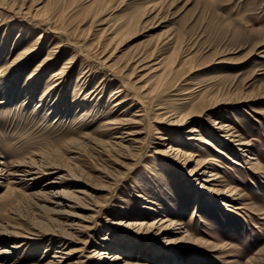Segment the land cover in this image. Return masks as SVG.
<instances>
[{
    "label": "rangeland",
    "instance_id": "374dc122",
    "mask_svg": "<svg viewBox=\"0 0 264 264\" xmlns=\"http://www.w3.org/2000/svg\"><path fill=\"white\" fill-rule=\"evenodd\" d=\"M2 1L29 14L14 16L9 9L0 8V159L9 166L47 147L58 150L49 160L63 168L30 181L29 187L15 183L21 191L14 197L3 196L8 182L0 179V234L4 229L1 226L13 225L26 236V245L13 257L24 256L26 264L47 263L58 241L63 240L67 250H78L74 258L94 264L97 242L107 236L125 257L123 260L131 264H264V174L249 168L245 155L258 158L255 165L264 171V0ZM53 26L60 33L52 32ZM30 48H34L30 55L8 67ZM49 55L52 59L36 71ZM108 56L112 67L122 71L124 77L104 66ZM141 59L149 60V64L161 62V71L138 69L132 73L135 61ZM60 71L64 73L57 80ZM182 78L187 80L179 88L195 86L197 93L204 87L209 89L201 98L202 108L207 109L205 115L181 127L184 134L192 126L213 130V119L224 121L250 142L244 154L235 146L228 149L230 142L220 144V137H214L216 146L226 154L212 147L203 156L215 155L228 186L238 190V199L230 197L232 211L222 205L221 195L197 187L205 183V176L191 189L187 174L189 169L196 172V162L184 170H161L154 181L157 187L149 182V171L160 168L157 163L163 159L153 152L161 154L165 147L157 138L163 134L155 133L157 123L148 113L141 124L127 127L143 132L139 135L141 148L133 150L136 156L128 155L130 148L105 151L94 143L107 122L140 114L142 103L135 95L138 87H152L160 79L176 85ZM124 83L125 89L121 87ZM120 87L123 94H116ZM124 99L127 102L118 104ZM160 126L162 133L168 130L164 124ZM84 134L89 135L88 142L81 139ZM100 135L107 139L109 134ZM61 175L68 178L64 189L80 197L78 206L71 210L66 207L61 214H44L39 202L28 194L47 188L46 180H60ZM135 186H142L145 195L163 201L161 208H166L171 218L186 223L193 241L175 247L179 252L173 255L175 261L169 259L171 255L166 252L170 248L163 241H119L118 235L125 230L118 222L159 214L148 216ZM94 203H104L102 210H92ZM159 212L165 213L161 209ZM42 215L56 218L58 228L68 227L70 237L67 233L66 237L50 234L40 238L29 234L38 231L33 225L40 224ZM78 222L92 228L79 233L70 227H77ZM38 228L43 230L44 226ZM202 237L223 249L212 252L193 243ZM50 238L55 241L45 252ZM12 242L4 240L0 253Z\"/></svg>",
    "mask_w": 264,
    "mask_h": 264
},
{
    "label": "bare ground",
    "instance_id": "6f19581e",
    "mask_svg": "<svg viewBox=\"0 0 264 264\" xmlns=\"http://www.w3.org/2000/svg\"><path fill=\"white\" fill-rule=\"evenodd\" d=\"M0 8L9 9V11L14 16H18V15L23 16L24 14H26L27 16V14H29L28 12L21 11V9L17 11L16 10L17 8L15 9L13 4L6 3L2 0H0ZM50 31H52V28ZM52 32L60 33L59 29L55 28L54 26ZM33 50L34 48H30L25 52H22V54H20L15 59L13 64L9 65L8 67H12L15 64L19 63L22 59H24V57L30 55ZM190 58L191 57H189L188 59ZM51 59H52L51 55L45 57L42 63L39 64V67L36 69V71L40 70V67L44 66ZM111 60L112 59H110V56L104 59L103 60L104 66H106L111 72H115V73L117 72V74L121 75V77L122 76L124 77L122 71H117L112 67V63H110ZM149 62H150L149 60H145V59L135 61L136 64L133 68L132 73H134V71L138 69L140 71L150 70V72L154 73V72H158L162 67L161 62H157L155 64H149ZM188 64L189 63H187V65ZM64 68H66V66ZM63 73L64 71L57 72L56 74L58 76L57 80L63 75ZM147 75L148 73L144 74L142 78H145ZM185 80L187 79L182 78V80L176 82L175 85L172 83H165V80L160 79L158 83H156L152 87H149L148 85L140 86V88L138 87L139 90L136 92L137 94L135 95L137 97V101H141L142 103L140 106L142 108L140 109V114L139 113L135 114V116H137L136 118L129 117L118 120L114 119L115 121L107 122L104 126V129L100 130V134L102 133L109 134L107 139L99 134L100 138L98 139L94 138L95 139L94 143H96L98 146L103 148L105 151H108L111 148L114 150L115 148H119V147L124 149L130 148L132 151L131 153L129 152L128 155L129 154L135 155L133 150L139 149L138 147L142 146L141 144H143L142 138L139 136L143 132L140 130H135L136 131L135 132L127 127L132 124H141V122H143L142 121L143 118L145 117L147 118L148 115H151L154 123H157V125L155 124L156 125L155 133L163 134L157 138L163 141L162 145L165 148L161 154L160 151L156 152L154 150L153 152L154 155L158 154V156L162 157L164 160L162 159L160 162L157 163L160 165L161 169L154 167L155 168L154 171L152 170L149 171L150 172L149 182L150 181H153V183L154 181L156 182V179L157 177H159L161 170L167 173L175 171L177 170V168L184 170L185 166L189 165L192 162H196L197 165L196 172L194 171L195 168L191 170L189 169V174H187V179H188L187 181L188 183L191 182L192 184L191 189H194L196 185L195 183L199 182L198 180L202 176H205V178L202 180L205 183L202 182V184H199L197 187H202L203 189L209 191L210 193L221 195L220 199L224 201L222 205L225 206L226 210L232 211V204H231L232 200L230 197H233L234 199H238L236 197L238 194V190L234 189L233 185L231 187L228 186L229 184L226 179L227 178L226 175L220 171V169H222L223 167L218 165L219 160L216 158L215 155L214 157H209V155L207 157H203V156L206 153V149L210 150L212 147H214L215 151H217L218 153H221L223 155L226 154V151L223 152V150L219 149L216 146V139L214 137H220L219 140L220 144H223L222 143L223 141L230 142L231 145L229 144V146H226L228 149L232 148V146H235L238 148L239 151H242L243 153L247 151L250 142L244 140L243 135L239 131L235 130V128L226 124L224 121L213 120V119L211 120L214 124L213 130L199 129L197 126H192L189 128V130H187L188 134H184L183 128L181 127L185 126L190 120H193L194 117L202 114L205 115L207 109L205 107L202 108L203 101L201 98L204 95V93H206L209 90L207 89V87H204L200 89V91L197 93L195 92L196 91L195 86H189L185 89L179 88V86H181ZM185 83L189 84V82H185ZM126 84L124 83V85H122L121 87H124L125 89ZM121 87L115 92L116 94L123 92V88ZM131 88H133V85ZM198 88L199 87H197V89ZM126 99H124V101L122 100L123 102H120L118 104L127 102ZM162 124L168 127V130H166V132L164 130V133H162L163 131L160 128L161 127L160 125ZM129 136H134V137L133 139L132 138L127 139L129 138ZM88 137H89L88 134H84V136H82L81 139L84 138V141H87ZM90 141H92V139ZM126 141L130 142V144H126L125 143ZM75 142L79 143V140L74 141L73 143ZM69 143L72 144V141ZM38 151L39 152L31 153V156L29 155L30 157L20 162L14 161L15 163L9 166L5 165L6 162L4 163L0 159V179H3L8 182L6 184L7 191L6 193L4 192L5 195L3 196L13 195L14 197L17 191L18 192L21 191V188L19 189L20 186H17L15 183L17 184L20 183L22 185L25 184L26 187H29L31 186V184H29L30 181H32L33 183L37 178H39L43 174L44 175L51 174L54 172L52 170L55 168L63 169L58 165L52 164L51 161L49 160V159L52 160V158L57 156L58 150L54 148L46 147L45 149ZM245 155L246 157H249V161H247L250 164L249 168L254 169L253 171L256 173L264 174L262 168L260 166L255 165L256 164L255 160H257L258 158H256L252 154L251 155L245 154ZM130 158L133 160L135 159L132 156ZM231 161L237 165H241V163L237 162L235 159L231 158ZM70 170H69V174H70ZM69 174L67 173V175ZM67 175L59 176L58 178L60 180H46L44 186L47 188L45 189L42 188L39 191L28 194L33 199L39 202L38 205L40 207V212L44 214H49V213L61 214L63 210L65 211L66 207H70L71 210V207H75L76 205L78 206V201L76 202V200H78L80 197L74 195L75 194L74 192H73L74 194H72V192H69V190L64 189V184L68 180ZM154 185L155 187H157L155 183ZM144 187L145 189L150 188L151 185ZM133 189L140 190L137 191L139 193H137L136 196L142 200L143 202L142 207H144L148 211V216L152 215L153 214L152 212L155 213L158 212L159 214L154 218L133 217L130 218L129 220H126L125 222L124 221L118 222V225L122 227L123 230H125L124 231L125 233L122 232L121 234L118 235L120 237L119 241L125 240V242L130 243L133 240H138L137 238L139 239L154 238L155 240L165 242L166 247L170 248L168 249L170 250V252H166L167 254L169 253V255H171L169 259L172 260L176 259L177 257L174 258L173 255H176L179 252L175 251L176 250L175 247L178 246V244H181L182 242L193 241L191 234L188 232V230H186V226H185L186 223L182 219L171 218L168 213L166 214V208H161L163 201H161L160 199H153L151 198V196L145 195L144 193L145 191L141 190L142 186L139 187L135 186V188ZM183 189L186 188L183 187ZM24 190L25 189H23V192ZM155 191H157L156 188ZM157 192L159 194H162V191H157ZM188 193L190 194L191 190H189ZM83 194H85V192H83ZM225 196H227V199ZM228 197L230 198V200ZM196 199L199 200L200 198L196 196ZM103 206L104 203H94V207L91 209L92 210L94 209V211H96L97 208L98 210H102ZM242 208H244V206H236V209H242ZM159 209H161V211L165 213H160ZM122 216L125 217L123 214ZM55 220L57 219L54 217L50 218L47 217L46 215H42V221L38 222L40 223L38 224V226L43 225L44 229L43 230L39 229L38 226H36V223H34L35 226L33 225V227L37 228L38 231L31 232L29 234L37 238L44 237L50 234L53 236L62 235V237L67 236L65 233H67L68 236L69 234L70 235L72 234L71 231L69 232L70 229L67 230L68 227L66 228L65 226L64 227L60 226L58 228L55 224ZM75 225H77V227H75L74 224L70 225V227L73 228L75 231H78L79 233L92 228L91 225H86V224L84 225L79 222L76 223ZM1 227L4 229L1 230L3 233L2 235L0 234V245L3 244L4 240H8V239H12V241L14 242L10 243L9 246H6V248L2 250V253H0V261H3V263L0 262V264H8V263L26 264L25 259H23L25 258L24 256L23 258L13 257L17 251H19L24 245H26L24 239L26 236L21 231V228L13 225L8 226L7 228L3 226ZM60 232L65 235L61 234ZM108 233H110L109 230ZM99 240L100 241L97 242L98 248L94 249L93 252L94 264H120V262L122 261H124V264H131L129 261L123 260L125 257H123V254L120 251H118L117 248L113 247L112 245L113 242H109L111 240L109 237L103 236ZM54 241L55 239L50 238L49 241L50 244L47 246L45 252L49 251V247L51 246V244L54 243ZM58 243L60 244H58L54 254L50 257L48 262L44 264H84L85 262L84 259H81L80 257L74 258L75 257L74 255L78 250H74V249L67 250V248H65V245L67 243L65 244L63 240L58 241ZM193 243L204 245L205 247L209 248V251L212 252H217L223 249L221 246H219V244H217L216 242L214 243L210 242L206 237L199 238L197 241ZM175 263H177V260Z\"/></svg>",
    "mask_w": 264,
    "mask_h": 264
}]
</instances>
